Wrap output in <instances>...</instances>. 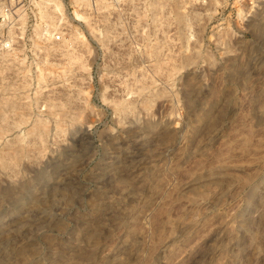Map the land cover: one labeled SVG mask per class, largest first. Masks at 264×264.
<instances>
[{"label": "rangeland", "instance_id": "rangeland-1", "mask_svg": "<svg viewBox=\"0 0 264 264\" xmlns=\"http://www.w3.org/2000/svg\"><path fill=\"white\" fill-rule=\"evenodd\" d=\"M27 1L0 264H264V0Z\"/></svg>", "mask_w": 264, "mask_h": 264}, {"label": "built area", "instance_id": "built-area-1", "mask_svg": "<svg viewBox=\"0 0 264 264\" xmlns=\"http://www.w3.org/2000/svg\"><path fill=\"white\" fill-rule=\"evenodd\" d=\"M29 6L27 0H6L0 5V56L13 50L17 29L15 17L25 13ZM55 38L58 40L59 36Z\"/></svg>", "mask_w": 264, "mask_h": 264}]
</instances>
